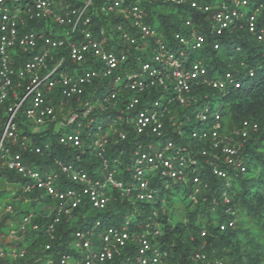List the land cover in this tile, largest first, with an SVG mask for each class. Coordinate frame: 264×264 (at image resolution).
I'll return each instance as SVG.
<instances>
[{
  "label": "built area",
  "instance_id": "1",
  "mask_svg": "<svg viewBox=\"0 0 264 264\" xmlns=\"http://www.w3.org/2000/svg\"><path fill=\"white\" fill-rule=\"evenodd\" d=\"M77 1L0 0V161L21 178L9 183L10 195L0 200V264H108L118 257L133 264H177L160 241L157 203H167L162 194L172 185L191 184L189 198L197 204L212 189L201 172L206 163L227 186L212 197L222 201L227 215L219 228H234L232 171L246 172L242 150L259 129L256 120L245 118L234 136L223 132L224 114L213 99L218 95L199 85L225 93L240 87V80L229 69L209 74L203 58L189 52L208 43L220 49V37L242 26L243 18L244 28L263 42L258 18L264 1L146 0L193 10L171 32L159 26L143 0H103L92 11L105 22L95 31L93 0ZM33 21L43 25L31 27ZM59 27L65 30L56 33ZM182 106L192 112L187 115ZM41 125L57 134V145L73 150L70 156H56L52 140L36 143L32 133L41 130L33 128ZM195 140L214 151L195 147ZM110 142L120 145L118 153L110 154ZM25 152L52 161L30 163ZM87 155L101 164L87 169L80 162ZM114 191L133 204L131 210L120 223L107 225L97 216L88 224L90 211L107 210ZM139 201L151 203L152 210H141ZM32 203L35 208L25 211ZM79 216L69 249L54 256L58 225ZM207 234L200 228L202 246L192 259L231 264L206 250Z\"/></svg>",
  "mask_w": 264,
  "mask_h": 264
},
{
  "label": "trees",
  "instance_id": "2",
  "mask_svg": "<svg viewBox=\"0 0 264 264\" xmlns=\"http://www.w3.org/2000/svg\"><path fill=\"white\" fill-rule=\"evenodd\" d=\"M103 0H93L94 6L91 8L90 13L100 6ZM144 4L151 10V16H157L158 24L167 32L177 30L182 22L183 17L192 14L193 10L188 8L187 5H179L173 3H157L143 0ZM264 0H258L262 2ZM78 3H82V0H78ZM167 8L169 12L165 13L162 9ZM97 12L92 13V18L95 21V25L92 29L98 31L100 27L104 25V21L100 19L99 15H95ZM244 18L241 20L242 26L235 27L231 31H226L220 38L222 43L220 49H215L212 44L208 43L199 52L201 58L208 69L209 74L221 73L227 69L233 71L235 76L240 80V87L232 90H228L225 93H219L218 91L211 89L210 87H203L211 94L216 93L218 96L213 98L221 105L223 118V132L227 135H232L233 131H228L226 126L232 123L235 126H239L241 121L245 118L253 119L258 122V131L252 132L247 140L246 147L242 150V155L245 157L247 169L246 172H234L232 171L230 193L232 196V203L237 208L238 217L242 215L244 221L250 222V226L239 225L238 221L234 228L228 227L226 230L219 228V222H224L227 215L223 213L224 206L222 201H212L213 195L219 196L220 192L224 191L227 186L223 184V181L215 176L211 170L207 167L206 163L201 172L206 174L205 176L209 180L212 189L208 193H202L199 195V202L194 204L189 200L186 205V212L184 218H174V210L172 204L166 199V204L163 208L161 203H157L159 210V217L163 222L164 235L160 238V241L164 247L171 250L169 259L177 264H197L192 259V254L195 249L202 246V239L200 238V228H205L208 234L204 237L206 240V250L211 252L214 249V253L220 256L218 253L227 245L233 244L234 241H239L243 236L248 243L252 244L255 248H261L260 242H257L256 238L259 235L264 238V41H257L252 33L244 28ZM260 26H264V8L262 14L258 18ZM43 25L42 21L34 22L30 24L33 26ZM244 62V65L241 63ZM254 70L253 75H249V69ZM192 124H194L192 122ZM231 133V134H229ZM36 143L42 144L44 140L49 139L53 141L54 154L56 156H70L73 151L70 148H62L56 144L57 134L50 132L49 130H41L32 133ZM188 140V139H186ZM189 141V140H188ZM195 147H206L210 151H214L210 144L201 143L197 140L193 141ZM125 148L127 152L130 151V144L126 143ZM109 152H119L120 145L109 143ZM16 149V147H14ZM127 154V153H126ZM26 161L30 163H36L40 166L50 163L51 158L47 155H41L39 153L25 152ZM219 164L222 167H227L222 158H217ZM126 161H129L126 159ZM82 165L91 170L101 164L97 158L86 156L85 160L80 161ZM203 162L204 159H203ZM124 175H128L123 171ZM249 174V175H248ZM251 174V175H250ZM21 178L12 171H8L0 161V200L10 195L9 183L20 181ZM72 185L71 183H69ZM186 187L188 195L193 189L191 184ZM227 189V188H226ZM206 196V199L202 198ZM132 203L127 199H122L116 191L113 192V200L110 202V206L107 210L97 213L98 217H101L107 225L116 220H122L123 216L129 212L132 208ZM138 207L149 212L152 210V204L147 202H138ZM25 211H29L35 208V203L30 206H24ZM88 210V205L82 208L85 212ZM220 212V218L215 219L213 212ZM19 215V213H16ZM12 215H8V217ZM15 217V216H13ZM77 222L63 221L58 225L57 233L58 239L54 242V256H58L61 250L69 249L67 244L72 238L71 232L75 229V223H82V217L79 216ZM6 218L3 220L5 221ZM45 222H42L44 225ZM93 222H88V224ZM4 224V222H3ZM257 227L261 232H253L251 227ZM258 230V231H259ZM259 239V238H258ZM220 244H223L222 246ZM35 247L32 243L31 247ZM221 248H220V247ZM39 250V249H38ZM218 250V251H217ZM261 251V249L259 250ZM135 252L134 248H131V253ZM231 253V252H227ZM223 258V256H221ZM225 259V258H224ZM228 260V259H227ZM229 261V260H228ZM230 262V261H229ZM231 264H237L235 261ZM108 264H133L132 261L126 260L125 257H118L109 262Z\"/></svg>",
  "mask_w": 264,
  "mask_h": 264
},
{
  "label": "rangeland",
  "instance_id": "3",
  "mask_svg": "<svg viewBox=\"0 0 264 264\" xmlns=\"http://www.w3.org/2000/svg\"><path fill=\"white\" fill-rule=\"evenodd\" d=\"M242 9L244 11H248L249 9H251V6L242 7ZM54 30L56 31V33H62V31L65 29H64V27H62V28L59 27V28H56ZM189 53L191 55L192 54L197 55L200 52L193 50V51H190ZM221 74H222V72L216 73V76H221ZM182 110H184L187 115H189L192 112V109H189L186 106H182ZM99 121L103 124H106L108 122V118L101 117L99 119ZM237 127L238 126H235L232 123H229L226 126V128L228 129L229 132L233 131V134L229 135V136L235 135ZM46 128H47L46 125H41V126L34 127L33 130H44ZM64 129L65 130H73L74 127H73V125H66ZM229 134H231V133H229ZM161 143H162V141H158L155 144L156 147H159ZM169 188H170L169 190L165 191L162 194V197H164L165 199L169 200V202H171V204H172L171 207L174 210V214H173L174 218L183 219L185 217L184 213L186 212V205L189 203V200H190L188 192L186 191V187L182 184V185H177V186L172 185ZM96 212L94 210L90 211V214L87 217L88 221L94 222L96 220L95 219L97 217ZM212 215L215 219H218L221 216L220 212H218V211H214ZM237 219H238L239 225L244 224L243 226H245V224H246V225L250 226V224H251L250 222H247V221L245 222L244 217L242 215H240V217ZM74 220L77 222L80 219H79V217H75ZM120 222H121V220H119V219L116 220V223H120ZM251 228H253L252 231L254 233L255 232H261L256 226L255 227L253 226ZM100 230L101 229H98V231H100ZM261 236L262 235H259V233H258L259 239L256 238L257 242H260L259 244H260L261 248L257 247L254 249V246L252 244L248 243L249 240L248 239L246 240L243 236H241L239 241H234L233 244L224 246L220 250V252L218 253L220 255L218 257L223 256V258H225L226 261H228V260L230 262L235 261L237 264H264V238ZM220 245L222 246L223 244H220ZM92 249H95V247L92 246ZM260 249H261V251H259ZM227 252H231V253L229 254ZM215 255H216V253H215Z\"/></svg>",
  "mask_w": 264,
  "mask_h": 264
}]
</instances>
